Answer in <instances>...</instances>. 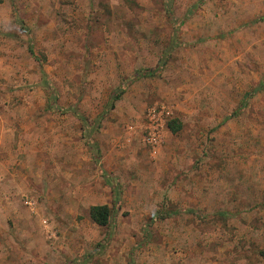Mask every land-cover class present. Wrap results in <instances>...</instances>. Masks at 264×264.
I'll return each instance as SVG.
<instances>
[{"label":"rangeland","instance_id":"obj_1","mask_svg":"<svg viewBox=\"0 0 264 264\" xmlns=\"http://www.w3.org/2000/svg\"><path fill=\"white\" fill-rule=\"evenodd\" d=\"M166 4L0 0V264H264V0Z\"/></svg>","mask_w":264,"mask_h":264},{"label":"trees","instance_id":"obj_2","mask_svg":"<svg viewBox=\"0 0 264 264\" xmlns=\"http://www.w3.org/2000/svg\"><path fill=\"white\" fill-rule=\"evenodd\" d=\"M170 2L171 0H167V12L168 14H171L170 10ZM173 39L175 37V31H173ZM162 66V64H161ZM161 66L158 65L155 68H144V69H139L134 72L130 78H128V81L126 83H122L115 91L114 95L112 96V100H116L119 98L123 90L125 89L126 85L132 82L135 78L140 77V76H146V75H151L154 74L158 71H160ZM110 106H113V103L110 104ZM169 128L172 131H176L180 126L177 125L175 122H169ZM88 214L90 219L96 223L97 225H106L109 222V219L111 217V208L107 204H100V205H92L88 209Z\"/></svg>","mask_w":264,"mask_h":264},{"label":"built area","instance_id":"obj_3","mask_svg":"<svg viewBox=\"0 0 264 264\" xmlns=\"http://www.w3.org/2000/svg\"><path fill=\"white\" fill-rule=\"evenodd\" d=\"M152 141H155V138H152Z\"/></svg>","mask_w":264,"mask_h":264}]
</instances>
